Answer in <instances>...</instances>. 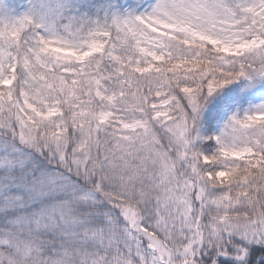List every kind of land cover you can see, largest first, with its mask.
<instances>
[{
    "label": "snow or ice",
    "instance_id": "6c2138e0",
    "mask_svg": "<svg viewBox=\"0 0 264 264\" xmlns=\"http://www.w3.org/2000/svg\"><path fill=\"white\" fill-rule=\"evenodd\" d=\"M0 264H264V0H0Z\"/></svg>",
    "mask_w": 264,
    "mask_h": 264
}]
</instances>
